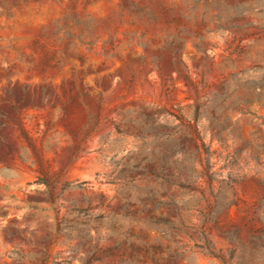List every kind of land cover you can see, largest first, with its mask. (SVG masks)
<instances>
[{"label":"rangeland","instance_id":"rangeland-1","mask_svg":"<svg viewBox=\"0 0 264 264\" xmlns=\"http://www.w3.org/2000/svg\"><path fill=\"white\" fill-rule=\"evenodd\" d=\"M0 264H264V0H0Z\"/></svg>","mask_w":264,"mask_h":264},{"label":"trees","instance_id":"trees-1","mask_svg":"<svg viewBox=\"0 0 264 264\" xmlns=\"http://www.w3.org/2000/svg\"><path fill=\"white\" fill-rule=\"evenodd\" d=\"M80 39V37H78Z\"/></svg>","mask_w":264,"mask_h":264}]
</instances>
